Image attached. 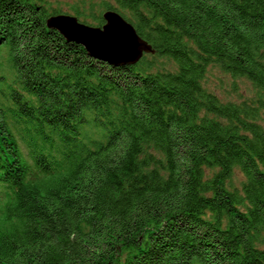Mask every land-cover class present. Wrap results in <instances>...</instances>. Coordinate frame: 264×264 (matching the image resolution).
<instances>
[{
  "label": "trees",
  "instance_id": "trees-1",
  "mask_svg": "<svg viewBox=\"0 0 264 264\" xmlns=\"http://www.w3.org/2000/svg\"><path fill=\"white\" fill-rule=\"evenodd\" d=\"M98 7L154 52L109 64L46 27L61 8L0 0V264H264V0L68 13ZM209 65L252 97L220 100Z\"/></svg>",
  "mask_w": 264,
  "mask_h": 264
},
{
  "label": "water",
  "instance_id": "water-1",
  "mask_svg": "<svg viewBox=\"0 0 264 264\" xmlns=\"http://www.w3.org/2000/svg\"><path fill=\"white\" fill-rule=\"evenodd\" d=\"M99 26L85 24L76 16L58 13L45 19L49 29H55L65 40L80 43L87 54L109 64H134L143 54L153 53L147 41L115 10L101 12Z\"/></svg>",
  "mask_w": 264,
  "mask_h": 264
},
{
  "label": "rangeland",
  "instance_id": "rangeland-1",
  "mask_svg": "<svg viewBox=\"0 0 264 264\" xmlns=\"http://www.w3.org/2000/svg\"><path fill=\"white\" fill-rule=\"evenodd\" d=\"M46 1L52 4V6L61 8L62 11L61 14L63 13L70 14L68 13L70 12L69 7L71 4L74 3V0H46ZM99 1L100 0H96V2ZM99 8L101 12L104 11V9H101V7H98L97 10ZM202 84L214 95L218 96L219 99L222 101L241 102V100L250 98L254 94L253 86L244 77H240V78L233 77L229 73L227 74L221 71L217 66H212V65L211 66L209 65L207 67L205 71V75L202 80ZM242 179L243 177L239 172V170L236 168L233 169L232 177H231V185L238 186L239 182Z\"/></svg>",
  "mask_w": 264,
  "mask_h": 264
}]
</instances>
